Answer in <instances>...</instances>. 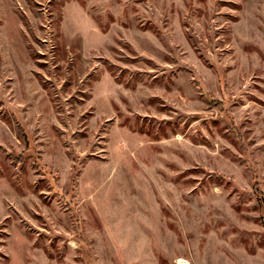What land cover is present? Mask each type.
Instances as JSON below:
<instances>
[{
    "label": "rangeland",
    "instance_id": "rangeland-1",
    "mask_svg": "<svg viewBox=\"0 0 264 264\" xmlns=\"http://www.w3.org/2000/svg\"><path fill=\"white\" fill-rule=\"evenodd\" d=\"M264 0H0V264H264Z\"/></svg>",
    "mask_w": 264,
    "mask_h": 264
},
{
    "label": "water",
    "instance_id": "water-1",
    "mask_svg": "<svg viewBox=\"0 0 264 264\" xmlns=\"http://www.w3.org/2000/svg\"><path fill=\"white\" fill-rule=\"evenodd\" d=\"M263 203H264V199H263Z\"/></svg>",
    "mask_w": 264,
    "mask_h": 264
}]
</instances>
